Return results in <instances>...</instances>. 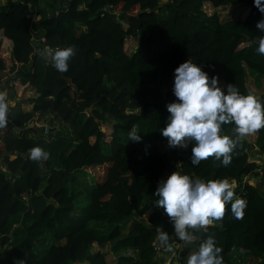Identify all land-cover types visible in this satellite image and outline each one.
Returning <instances> with one entry per match:
<instances>
[{
    "label": "trees",
    "instance_id": "16d2710c",
    "mask_svg": "<svg viewBox=\"0 0 264 264\" xmlns=\"http://www.w3.org/2000/svg\"><path fill=\"white\" fill-rule=\"evenodd\" d=\"M228 7L244 12L222 21ZM262 18L253 0H0V75L17 69L20 80L8 100L11 123L0 132V264H109L110 255V264H157L161 229L172 246L182 242L154 206L158 182L174 171L227 179L247 201L242 219L229 204L222 220L196 231L181 264L209 235L223 264H264V164L248 161L250 145L264 154V128L252 144L238 142L227 167L213 157L191 165V142L171 148L159 132L176 99L174 69L186 60L218 77L219 87L253 94L247 72L264 78L254 43ZM69 46L75 54L60 73L43 53ZM36 116L48 118L49 135L26 129ZM132 130L140 142H129ZM35 147L46 161L30 159ZM101 170L104 181L94 173Z\"/></svg>",
    "mask_w": 264,
    "mask_h": 264
},
{
    "label": "clouds",
    "instance_id": "9594fccd",
    "mask_svg": "<svg viewBox=\"0 0 264 264\" xmlns=\"http://www.w3.org/2000/svg\"><path fill=\"white\" fill-rule=\"evenodd\" d=\"M253 6L264 16V0H253ZM260 35L255 39V52L264 56V18L256 24ZM73 47L46 49L44 59L58 72L68 71ZM172 93L176 98L166 105L168 116L160 129L171 148H186L191 142L190 164L213 157L227 167L239 141L264 128V102L253 94H241L234 84L224 89L218 86V77H209L200 66L186 60L174 69ZM7 93L0 91V128L8 124ZM231 125V135L222 133V126ZM142 135L129 133V142H140ZM30 159L46 161L48 153L40 147L30 149ZM234 184L227 179L204 180L192 178L178 171L160 180L154 192V206L163 209L179 241L190 245L198 238L196 231L207 230L225 215V206L235 219H242L247 201L236 195ZM158 247L173 253L169 234L159 231ZM223 249L214 236H207L191 252L186 264H223Z\"/></svg>",
    "mask_w": 264,
    "mask_h": 264
},
{
    "label": "rangeland",
    "instance_id": "374dc122",
    "mask_svg": "<svg viewBox=\"0 0 264 264\" xmlns=\"http://www.w3.org/2000/svg\"><path fill=\"white\" fill-rule=\"evenodd\" d=\"M168 0H162V2L164 3V2H167ZM106 10L108 11V13L109 14H112L113 15V17H114V19L116 20V21H118L119 19H120V16H121V13H120V11L119 10H116L112 5H108L107 7H106ZM205 11L207 12H209V10L207 9V8H205ZM247 11H248V9H247ZM244 12V9H242V10H239V8L238 7H228V8H222L220 11H219V13H220V15H221V19H222V21H227V20H230V19H232V18H236V17H240V14L239 13H243ZM248 70L246 69V72H247ZM247 79H246V87H247V89L251 92V93H253L255 96H257L258 98L264 93V78L262 77V78H260V77H258L257 75H252V74H250V72L248 73L247 72ZM2 75H1V77H0V79H2ZM16 84L19 86V84H20V80H16ZM3 85L5 86V90L1 87L0 88V90L1 91H3V92H6V93H8L9 92V87L6 85V83L5 82H3ZM257 86V87H256ZM222 89H224V87L222 88ZM30 93V92H29ZM28 93V95H30ZM13 97V96H12ZM18 102V101H17ZM20 105H23L22 103L20 104ZM18 106L19 105H17L14 109H16V110H18ZM21 110H26V108H22ZM38 116H36V119H35V122H33L32 124L34 125V126H36L37 128L38 127H41V125L43 126V125H48L49 127H51L49 124H46V123H48L47 121H48V118L46 117L45 119H42V120H38ZM0 132H1V128H0ZM248 138V140L250 141V144H252V142H254L255 141V138H256V133H254V134H252V135H249V136H247ZM176 148H178V149H181V148H179V147H176ZM252 153H255L254 151L252 152ZM258 153V152H257ZM250 159L251 160H257V162L258 163H261V164H264V155H263V158H262V156H260V155H257L256 154V156H254V155H252L251 157H250ZM105 172L106 171H99V172H94L95 174L97 173V176H99V180L100 179H103V181H104V179H105V177H103L102 178V176L103 175H105ZM94 179V178H93ZM94 181V180H93ZM88 182V181H87ZM95 182V181H94ZM99 182V181H98ZM89 183V182H88ZM235 186V185H234ZM83 206H86V204H84ZM23 219V218H22ZM21 220V219H20ZM22 221V220H21ZM14 224H17V225H19V222H14ZM14 227V226H13ZM26 227L27 226H21L19 229L20 230H22V232H21V234L23 233V232H25V229H26ZM23 235V234H22ZM262 259H263V257H259L258 259H257V261L258 260H261L262 261ZM107 261L109 262V264L110 263H114V260L112 259V256L110 255L109 257H108V259H107ZM32 264H34V262H32Z\"/></svg>",
    "mask_w": 264,
    "mask_h": 264
},
{
    "label": "built area",
    "instance_id": "2783aa9c",
    "mask_svg": "<svg viewBox=\"0 0 264 264\" xmlns=\"http://www.w3.org/2000/svg\"><path fill=\"white\" fill-rule=\"evenodd\" d=\"M43 41H44L43 39H41V40H36L35 38L33 39L34 45H37V46H39L40 42L43 43ZM47 49H50V48H47ZM38 53H39V51H38ZM16 72H17V69L15 71H12L11 69L4 70L3 74H1L3 77H2V79H0V88L2 87L5 90V86L3 85V82H5L6 85L10 88L9 92H11L13 88L17 87L18 86L16 84L17 79H15ZM1 75H0V77H1ZM9 115H10V112L8 113V124L11 123ZM42 128L44 129V135L45 136L49 135L50 127L48 125H43ZM249 181H250V177L244 178L242 183L243 184L250 183ZM185 246H186V244L183 241L182 242H176V245H175L176 251H175L173 264H181V262H180L181 261V254L184 251ZM166 250H167L166 248L157 247V249H156L157 254H156V258H155L156 261H158V258L162 257V255L164 254V252Z\"/></svg>",
    "mask_w": 264,
    "mask_h": 264
},
{
    "label": "crops",
    "instance_id": "0c3cea01",
    "mask_svg": "<svg viewBox=\"0 0 264 264\" xmlns=\"http://www.w3.org/2000/svg\"><path fill=\"white\" fill-rule=\"evenodd\" d=\"M257 87V86H256ZM12 93L9 92L7 93V98L8 100H11L12 99ZM18 102H12L11 105L12 106H16ZM41 128H42V125H41ZM254 152L253 154H251L249 157H248V161L251 163V162H255L257 160H251L250 157L252 155L256 156L257 155H260L262 156L263 158V155L264 154H259L256 152V149H254ZM88 182L91 183V181L88 179ZM231 183V182H230ZM176 243H174L173 245V253H169L167 250L164 252V254L162 255V257L158 258V261H157V264H173L174 263V256H175V251H176V247H175ZM113 259V257H112Z\"/></svg>",
    "mask_w": 264,
    "mask_h": 264
},
{
    "label": "water",
    "instance_id": "95a60500",
    "mask_svg": "<svg viewBox=\"0 0 264 264\" xmlns=\"http://www.w3.org/2000/svg\"><path fill=\"white\" fill-rule=\"evenodd\" d=\"M54 9L55 10H59L60 9V5L56 6ZM54 9H50L49 10L50 17H52L54 15ZM33 126L34 125L31 123L26 129H29V128L33 127ZM15 131L19 132V130H17V129ZM247 144H250L249 140H247ZM253 150H254L253 146L250 145L249 146V151L252 152Z\"/></svg>",
    "mask_w": 264,
    "mask_h": 264
}]
</instances>
